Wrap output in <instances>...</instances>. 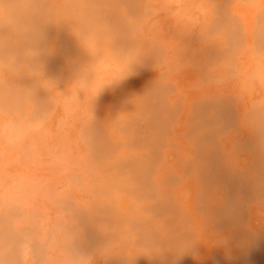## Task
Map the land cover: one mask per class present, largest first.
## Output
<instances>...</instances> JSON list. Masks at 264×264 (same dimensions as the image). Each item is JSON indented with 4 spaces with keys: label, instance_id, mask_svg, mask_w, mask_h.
I'll return each instance as SVG.
<instances>
[{
    "label": "clouds",
    "instance_id": "1",
    "mask_svg": "<svg viewBox=\"0 0 264 264\" xmlns=\"http://www.w3.org/2000/svg\"><path fill=\"white\" fill-rule=\"evenodd\" d=\"M262 243L264 0H0V264Z\"/></svg>",
    "mask_w": 264,
    "mask_h": 264
},
{
    "label": "rangeland",
    "instance_id": "2",
    "mask_svg": "<svg viewBox=\"0 0 264 264\" xmlns=\"http://www.w3.org/2000/svg\"><path fill=\"white\" fill-rule=\"evenodd\" d=\"M145 82H146L145 77H136V78L130 79L126 83V85L123 87V89H121L120 92H118L116 94V96H105L104 104L114 103L118 99V96L120 97L121 95L126 94L130 90H137V91L140 90L143 87ZM205 163H206V171L211 172L213 169L212 163L207 159H206ZM233 250H235V251H233V257L236 258L237 262L240 261L239 260V257L241 255L240 250L236 249L235 247L233 248ZM236 250H237V252H236ZM238 253H240V254L238 255ZM200 254H201L200 260L188 259L187 260L188 263H186V264H229V261H227L225 258L224 249H222V248H207V247L202 246L200 248ZM237 262L234 260L231 262V264H239L240 263V262L239 263H237ZM184 263L185 262H183V264Z\"/></svg>",
    "mask_w": 264,
    "mask_h": 264
},
{
    "label": "bare ground",
    "instance_id": "3",
    "mask_svg": "<svg viewBox=\"0 0 264 264\" xmlns=\"http://www.w3.org/2000/svg\"><path fill=\"white\" fill-rule=\"evenodd\" d=\"M118 99H119V96H118ZM206 159L209 160L212 163V167H213V169H212L211 172H207V178L209 180H211L213 177H217V176L223 177V176L228 175L227 169L225 168L223 159H222L221 155L219 154V152L212 153ZM249 193H250V186L249 185H245V187H244V194L245 195H248ZM233 251H235V250H233ZM236 252H237V250H236ZM239 254L240 253H238V255ZM187 260L188 259H186L184 261L185 262L184 264L188 263ZM234 260L237 262L236 258H234ZM239 260L240 261H238L237 263L240 262L241 264H264V243L261 244V247L259 248V250H257V251H255V252L252 253L250 259L245 260L240 255ZM140 264H145V262L144 261H141Z\"/></svg>",
    "mask_w": 264,
    "mask_h": 264
}]
</instances>
